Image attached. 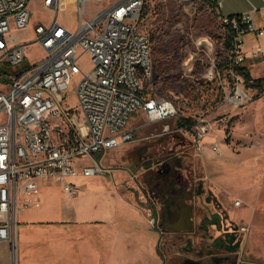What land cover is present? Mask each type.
<instances>
[{
	"label": "built area",
	"instance_id": "built-area-1",
	"mask_svg": "<svg viewBox=\"0 0 264 264\" xmlns=\"http://www.w3.org/2000/svg\"><path fill=\"white\" fill-rule=\"evenodd\" d=\"M30 1L0 0V243H11L19 215L40 205L44 179L59 177L64 192L74 196L80 190L79 175L107 172L103 161L109 151L135 139V128L128 127L134 113L143 112L149 122L177 113L174 99L145 93V82L155 73L153 41L139 26L144 0H118L90 19L87 0H78L76 30L55 17L34 27L33 41L12 42L7 35L13 29L30 26ZM60 1L43 0V5L58 12ZM220 20L234 32L226 52L231 79L227 99L240 108L253 97L235 67L248 58L245 36L260 37L264 28L250 12L220 15ZM33 44L43 55L30 61ZM86 52L91 55L88 71L80 65ZM263 57L260 47L249 55L253 60ZM26 61L14 73L5 71ZM217 74L213 66L207 73L210 80ZM73 79L76 103L63 96ZM208 131L203 125L197 133L203 137Z\"/></svg>",
	"mask_w": 264,
	"mask_h": 264
},
{
	"label": "rangeland",
	"instance_id": "rangeland-1",
	"mask_svg": "<svg viewBox=\"0 0 264 264\" xmlns=\"http://www.w3.org/2000/svg\"><path fill=\"white\" fill-rule=\"evenodd\" d=\"M116 1L87 0L86 18H93ZM77 3L78 0H61L60 9L56 12L45 7L43 0H31L29 28L13 29L7 37L12 42H31L35 39L34 27L39 23L49 24L55 17L68 28L76 30L79 25ZM144 9L139 26L153 41L155 73L151 81L145 82V93L174 99L177 113L157 122H149L143 112L134 113L128 127L135 128V139L109 151L103 161L107 172L89 177L79 175L76 180H79L77 184L82 194L74 198L65 195L59 177L44 179L45 187L41 194L45 198L35 208L55 210L46 215L52 218L62 216L65 209L73 210L80 206L91 213L101 214L105 207L112 206L107 201L112 200L113 203L116 187L142 207L151 209L149 203L153 202L160 206L155 193L162 189V182L155 181L152 174L154 170L167 173L170 165L163 167L160 164L162 160L175 163L179 159L176 194L181 204L186 209L193 205L190 182L198 177L203 178L241 225L247 227L245 238L251 257L264 262V213L259 211L255 222L249 224L250 210L259 200L256 187L260 175L255 169L251 172L246 170L244 144L236 141L244 137L245 127L249 123L244 114L247 107L264 95L256 99V90L246 86L253 97L248 104L235 108L227 99L231 79L229 67L224 66L226 28L221 23L217 7L203 0H144ZM42 55L39 45L29 47L30 61ZM27 64L28 61L5 71L14 73ZM244 64L249 62L245 61ZM80 65L86 71L91 68V55L88 52L81 58ZM212 66L218 71L214 80L207 75ZM75 83L76 79H73L63 94L67 95L70 103H76ZM186 120L190 123H186ZM188 125H191L190 128ZM203 125L209 131L200 137L197 131ZM146 143L150 146L144 147ZM138 162L143 164L139 166ZM152 162L156 165L150 169ZM237 200L241 201L240 205H235ZM81 201L84 203L80 204ZM246 203L250 204L251 209ZM114 217L105 220L112 223ZM123 217L115 218L125 228L132 220ZM21 224L18 219L11 243H0V264L26 263L20 259L19 253ZM138 226L140 232L156 235L160 254L159 231L146 222L138 223ZM128 238L129 235H126L125 240Z\"/></svg>",
	"mask_w": 264,
	"mask_h": 264
},
{
	"label": "crops",
	"instance_id": "crops-1",
	"mask_svg": "<svg viewBox=\"0 0 264 264\" xmlns=\"http://www.w3.org/2000/svg\"><path fill=\"white\" fill-rule=\"evenodd\" d=\"M213 1L219 5L220 15L250 12L256 25L264 28V0ZM258 47L264 53V35L256 37L247 34L243 50L248 56L245 61L249 64L245 65L254 78L264 77V57L262 60L249 58L253 49ZM244 114L249 123L244 137L236 141L244 144L246 170L251 172L255 169L260 175L256 187L259 200L250 210L249 224L252 225L256 214L259 211L264 213V97L249 104ZM44 182L41 190L45 187ZM120 190L116 187L113 203L112 200L107 201L112 206L105 207L101 214L91 213L84 206L62 210V216L54 218L46 216L54 213L53 209L42 211L31 208L21 213L18 217L22 223L19 225L20 259L26 261L25 264H161L156 235L140 232L138 226V223L144 222L152 224L151 209L149 211L147 207L140 206ZM80 193L81 187L76 195H65L74 198ZM44 198L42 193L40 200ZM247 207L251 209L250 204ZM114 216H127L132 221L124 228ZM108 217H114V221L105 220ZM126 235L130 239L125 240Z\"/></svg>",
	"mask_w": 264,
	"mask_h": 264
},
{
	"label": "flooded vegetation",
	"instance_id": "flooded-vegetation-1",
	"mask_svg": "<svg viewBox=\"0 0 264 264\" xmlns=\"http://www.w3.org/2000/svg\"><path fill=\"white\" fill-rule=\"evenodd\" d=\"M160 164L170 165L167 173L154 170L152 174L155 181L162 182V189L155 193L160 206L149 205L153 226L159 231L161 264H264L251 257L246 231L203 178L190 182L193 205L186 209L176 194L180 160L172 163L166 159ZM155 165L149 164L150 169Z\"/></svg>",
	"mask_w": 264,
	"mask_h": 264
},
{
	"label": "trees",
	"instance_id": "trees-1",
	"mask_svg": "<svg viewBox=\"0 0 264 264\" xmlns=\"http://www.w3.org/2000/svg\"><path fill=\"white\" fill-rule=\"evenodd\" d=\"M203 1H205L206 3H208L210 5H213L214 7H218V5L213 0H203ZM144 12H145V9L142 12L141 16H144ZM233 38H234V32L230 28H226V34H225V50H226V52L232 46ZM224 66L230 67L229 66V60H228L227 56L225 57V65ZM235 68H236V71L244 77L245 85L247 87H250V88L256 90V93L258 94L256 96V99L258 97H260L259 95H263L262 92L264 91V77L254 78L251 75L249 68L245 64L237 65ZM186 123H190L189 120H186ZM181 125H186V124L181 123ZM190 126L191 125H188L189 128H190Z\"/></svg>",
	"mask_w": 264,
	"mask_h": 264
}]
</instances>
